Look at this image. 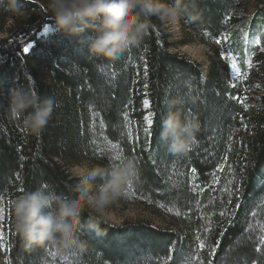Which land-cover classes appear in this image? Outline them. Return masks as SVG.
<instances>
[{"label": "trees", "instance_id": "trees-1", "mask_svg": "<svg viewBox=\"0 0 264 264\" xmlns=\"http://www.w3.org/2000/svg\"><path fill=\"white\" fill-rule=\"evenodd\" d=\"M187 2L189 13L181 21L195 33L196 42L215 49L221 39V52L247 60L244 34L249 42L260 34L264 3L249 17L245 0ZM11 3L0 0V32L9 35L0 45V264H183L185 255L195 251L204 212L220 219L217 213L225 199L221 189L233 177L241 189L239 200L231 197L235 223L213 225L210 239L219 247L211 259L213 264H264V251L256 253L246 238L254 222L251 213L258 212L264 220V51L254 57L252 68L242 64L248 73L244 80L237 81L216 61L204 75L202 65L173 52L168 28L153 18L139 45L110 59L97 58L89 56L80 36L42 34L46 26L52 28V19H40L47 12L40 0H16L15 8ZM10 20L14 22L8 26ZM224 35L229 37L226 42ZM27 44L32 47L25 54ZM261 44L264 48V36ZM17 86L55 101L38 136L8 116L7 94ZM253 91L260 94L252 97ZM233 96L246 98L247 109ZM174 98L183 100L182 117L195 116L200 122L197 143L179 157L160 140L161 121ZM145 99L150 108L144 107ZM149 111L154 120L150 136L143 131ZM105 141L118 144L123 157L135 156L140 165L139 180L121 201L158 211L175 229L140 222L117 226L104 220V235L92 232L87 223L78 226L76 236L87 241L85 249H65L59 243L24 248L14 232L11 201L44 186L67 195L76 181L58 160L107 164L113 152L105 149ZM192 168L197 169V192L192 191ZM176 210L182 215L176 216ZM88 217L85 211L81 219L86 222ZM172 246L175 251L169 252ZM169 254L172 261H167ZM201 259L206 264L207 251Z\"/></svg>", "mask_w": 264, "mask_h": 264}, {"label": "clouds", "instance_id": "clouds-1", "mask_svg": "<svg viewBox=\"0 0 264 264\" xmlns=\"http://www.w3.org/2000/svg\"><path fill=\"white\" fill-rule=\"evenodd\" d=\"M10 7H16V0ZM44 7L51 15L52 31L82 37L79 43L86 45L89 56L104 59L139 45L153 26V18L174 26L189 13L187 0H46ZM182 103L181 98L169 101L160 131V140L178 157L190 151L200 130L195 116L182 117ZM54 105L52 97L29 87H13L7 94L8 116L31 135L42 133ZM140 175L135 156L78 165L72 171L76 182L67 195L44 186L24 191L11 201L14 232L26 249L46 243L85 249L87 241L76 236L78 226L87 223L92 232L106 234L101 227L106 210L128 195ZM85 211L89 213L86 222L81 219Z\"/></svg>", "mask_w": 264, "mask_h": 264}, {"label": "snow or ice", "instance_id": "snow-or-ice-1", "mask_svg": "<svg viewBox=\"0 0 264 264\" xmlns=\"http://www.w3.org/2000/svg\"><path fill=\"white\" fill-rule=\"evenodd\" d=\"M244 35H245L244 42L247 44L249 43V41L247 40V33H245ZM261 36H264V26H262L260 34L256 35L255 38L251 41V43L256 46H260ZM228 39H229L228 35H224L222 37V40L225 42L228 41ZM221 42H222L221 39L216 40L217 44H220ZM31 47H32L31 44L25 45L23 47V53L28 54ZM261 51H264V48H261ZM221 55L223 59L230 65L232 76L237 81H241L247 78L248 73L247 71H242V64L246 65L247 68H252L253 63L251 60H245L241 62L232 52H229L227 50H225L224 52H221ZM232 87L234 88L237 87V84H233ZM257 87H259V85H257ZM231 99L236 100L238 103L242 104L245 107V109H247V105L244 103V100L246 98H238L236 96H233L231 97ZM143 105L145 108H150V104L147 99L143 101ZM124 118L128 123H131V121L128 120L127 113H124ZM143 120L146 123V126L143 128V131L146 135L150 136L152 134L151 130L154 125L153 113L149 111V113L143 117ZM196 143H197V140L194 139L193 145H195ZM105 149L107 151L113 152L112 159L118 160L123 157V152L120 149V146L116 143H112L111 141H105ZM220 171H224L223 165H221ZM196 173H197V169L192 168L191 176L193 179V188H192L193 192L198 191V186L195 184ZM176 175L177 176L179 175L178 171ZM213 180L215 183L219 182L218 177L214 176ZM169 181L171 182L173 187L177 186V181L173 179L172 176H169ZM221 191L225 193V199L220 204V210L217 213L220 219L215 220L212 217H210L207 212H204V214L201 216V220H203L204 223L201 224L199 228L200 234L195 236V251L194 253L190 252L187 255H185L183 264H196L197 261L199 262V264H205V261L201 259V253L204 251H207V254L209 257L206 264H213V260L211 259V257H214L216 255L217 249L219 247L218 243H215L210 239V234L214 232L213 225L222 227L225 223L228 225H232L235 223V217L237 213L233 210L231 197L235 196L237 200L240 199L241 189L238 185L237 178L233 177L232 179H229L227 181V185L223 187ZM240 207H241L240 203H236L234 205L235 209H239ZM172 210H173L172 208L167 209V211L169 212H172ZM0 211H3V210L0 209ZM175 215L181 216L182 212L180 210H176ZM251 215L253 217L254 222L249 223V226H248L249 230H248V234L246 238L248 241L254 244V251L256 253H261L262 251H264V220L258 218L260 215L258 212L254 211L251 213ZM226 231L227 229L225 228L223 232H221L220 234L223 235L224 232ZM0 239H2V236H0ZM172 251H175L174 246L170 247L169 249V252H172ZM51 255L55 256L56 253H52ZM69 255H72V253H69ZM172 259H173V256L171 254L167 255V261H172Z\"/></svg>", "mask_w": 264, "mask_h": 264}, {"label": "rangeland", "instance_id": "rangeland-1", "mask_svg": "<svg viewBox=\"0 0 264 264\" xmlns=\"http://www.w3.org/2000/svg\"><path fill=\"white\" fill-rule=\"evenodd\" d=\"M245 1L247 4V14L249 17H253L256 11L262 8L264 3V0ZM40 2L41 4L45 5L46 0H40ZM50 18L51 15L48 12L40 16L41 20ZM13 22V20H10L8 26ZM166 27L171 34L172 42L175 44V47L173 48L174 53L183 55L189 60L195 61L202 65L204 69V75L207 74V71L211 66V62L216 61L217 64L224 63V66L227 69L229 75L232 76L230 65L226 63L221 55V47L219 44H216L215 49H212L208 46L196 42L194 40L195 33L190 30L189 27L184 25L181 20L177 25ZM52 32V28L50 26H46L42 34L47 35L51 34ZM8 37L9 35L7 33L0 32V45H3ZM248 46L249 51L247 54V60H251L253 62L254 57H256L257 54L261 52L262 44L260 46H256L249 42ZM256 94H260V92L253 91V94L251 96L255 97ZM58 162L71 176L73 169L78 166L62 160H58ZM106 213L107 217L105 221L117 226L123 225L125 223L140 222L150 224L156 228L175 229V224L170 219L161 216L158 211L155 212L153 209L143 205L128 204L120 200L117 203L111 205L106 210Z\"/></svg>", "mask_w": 264, "mask_h": 264}]
</instances>
